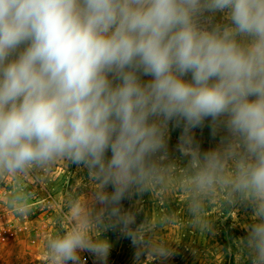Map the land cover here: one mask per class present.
Instances as JSON below:
<instances>
[{
	"label": "clouds",
	"instance_id": "1",
	"mask_svg": "<svg viewBox=\"0 0 264 264\" xmlns=\"http://www.w3.org/2000/svg\"><path fill=\"white\" fill-rule=\"evenodd\" d=\"M209 118L225 135L202 152L192 129ZM172 121L183 167L167 158ZM58 161L84 165L97 187L46 238L51 264L106 260L109 223L137 259L170 256L120 201L176 189L193 227H207L212 201L250 205L239 251L264 264V0H0V181L14 214L31 211L26 178Z\"/></svg>",
	"mask_w": 264,
	"mask_h": 264
},
{
	"label": "rangeland",
	"instance_id": "2",
	"mask_svg": "<svg viewBox=\"0 0 264 264\" xmlns=\"http://www.w3.org/2000/svg\"><path fill=\"white\" fill-rule=\"evenodd\" d=\"M182 131V124L169 123L167 158L178 167L187 163L178 150ZM192 134L202 152L217 147L225 135L222 129L213 134L210 118L192 129ZM10 183V178L0 181V264H51L45 250L46 238L70 227L68 202L88 201L97 186L84 165L58 161L50 171L37 170L26 178L25 187L32 193L31 211L27 216H19L7 207L5 193ZM106 190L111 192L113 188L109 185ZM120 207L122 213L134 215L131 228L146 223V239L164 242L172 254L148 262L145 251L137 259L138 246L122 230V225L109 223L100 233L110 244L106 260L83 251V264H251L247 253L242 255L239 251V242L253 223V209L246 203L212 201L204 213L208 222L204 228L192 226L185 196L179 189L170 194L159 190L133 192L120 201Z\"/></svg>",
	"mask_w": 264,
	"mask_h": 264
}]
</instances>
